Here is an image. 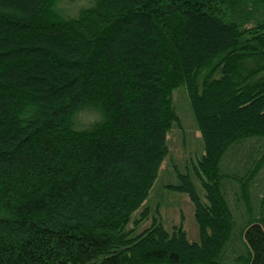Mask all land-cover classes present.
I'll use <instances>...</instances> for the list:
<instances>
[{
    "label": "trees",
    "instance_id": "1",
    "mask_svg": "<svg viewBox=\"0 0 264 264\" xmlns=\"http://www.w3.org/2000/svg\"><path fill=\"white\" fill-rule=\"evenodd\" d=\"M81 3L0 0V264H264V0Z\"/></svg>",
    "mask_w": 264,
    "mask_h": 264
},
{
    "label": "rangeland",
    "instance_id": "2",
    "mask_svg": "<svg viewBox=\"0 0 264 264\" xmlns=\"http://www.w3.org/2000/svg\"><path fill=\"white\" fill-rule=\"evenodd\" d=\"M86 1L76 0L77 4ZM173 100L179 115V125L173 127L169 135L170 157L161 165L160 181L174 177L173 165L179 167L181 171L186 170L184 162L188 153H193L200 149L199 134L187 107L184 92L179 89L176 90L173 94ZM87 115L88 113L85 114V112L80 113V121H84ZM186 172L192 173L190 168H187ZM160 181L155 186V189L151 191V201L158 202L160 200L164 225L170 227L172 223L182 222L188 240L191 242L197 240L198 228L193 218V206L188 197L184 194L165 192L161 188Z\"/></svg>",
    "mask_w": 264,
    "mask_h": 264
}]
</instances>
